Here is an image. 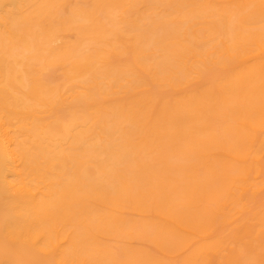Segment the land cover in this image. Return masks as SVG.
<instances>
[{
	"label": "bare ground",
	"instance_id": "1",
	"mask_svg": "<svg viewBox=\"0 0 264 264\" xmlns=\"http://www.w3.org/2000/svg\"><path fill=\"white\" fill-rule=\"evenodd\" d=\"M0 264H264V0H0Z\"/></svg>",
	"mask_w": 264,
	"mask_h": 264
}]
</instances>
